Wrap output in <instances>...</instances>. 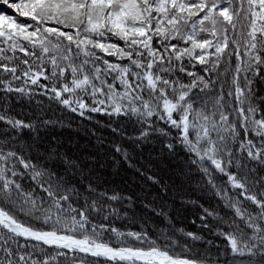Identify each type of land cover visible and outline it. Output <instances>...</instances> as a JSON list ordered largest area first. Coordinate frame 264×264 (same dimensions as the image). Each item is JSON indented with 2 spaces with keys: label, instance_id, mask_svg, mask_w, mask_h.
I'll return each instance as SVG.
<instances>
[{
  "label": "snow or ice",
  "instance_id": "obj_1",
  "mask_svg": "<svg viewBox=\"0 0 264 264\" xmlns=\"http://www.w3.org/2000/svg\"><path fill=\"white\" fill-rule=\"evenodd\" d=\"M0 264H264V0H0Z\"/></svg>",
  "mask_w": 264,
  "mask_h": 264
},
{
  "label": "trees",
  "instance_id": "obj_2",
  "mask_svg": "<svg viewBox=\"0 0 264 264\" xmlns=\"http://www.w3.org/2000/svg\"><path fill=\"white\" fill-rule=\"evenodd\" d=\"M183 217H187L188 220L193 218V214L191 211H187L183 213ZM177 224L178 226H184V227H191V225L187 224L186 221L182 217L177 218Z\"/></svg>",
  "mask_w": 264,
  "mask_h": 264
}]
</instances>
